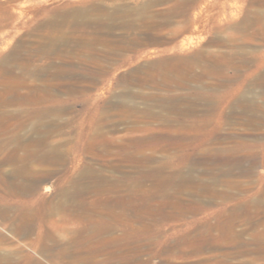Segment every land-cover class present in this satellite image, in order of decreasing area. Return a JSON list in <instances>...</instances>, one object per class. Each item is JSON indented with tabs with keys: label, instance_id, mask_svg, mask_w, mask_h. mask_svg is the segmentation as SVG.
I'll return each mask as SVG.
<instances>
[{
	"label": "rangeland",
	"instance_id": "374dc122",
	"mask_svg": "<svg viewBox=\"0 0 264 264\" xmlns=\"http://www.w3.org/2000/svg\"><path fill=\"white\" fill-rule=\"evenodd\" d=\"M0 264H264V0H0Z\"/></svg>",
	"mask_w": 264,
	"mask_h": 264
}]
</instances>
